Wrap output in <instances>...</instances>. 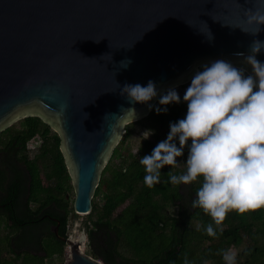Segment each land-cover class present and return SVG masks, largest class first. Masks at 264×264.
I'll use <instances>...</instances> for the list:
<instances>
[{
    "label": "water",
    "instance_id": "water-1",
    "mask_svg": "<svg viewBox=\"0 0 264 264\" xmlns=\"http://www.w3.org/2000/svg\"><path fill=\"white\" fill-rule=\"evenodd\" d=\"M264 0H0V131L40 115L60 133L75 191L88 214L102 171L125 123L150 112L159 96L130 102L125 82L184 84L201 64L244 61L254 38L233 25ZM250 27V26H249ZM212 39L209 40V36ZM264 40V30L256 34ZM131 58L128 67H123ZM264 61V51L258 54ZM70 240L65 264H108Z\"/></svg>",
    "mask_w": 264,
    "mask_h": 264
},
{
    "label": "trees",
    "instance_id": "trees-1",
    "mask_svg": "<svg viewBox=\"0 0 264 264\" xmlns=\"http://www.w3.org/2000/svg\"><path fill=\"white\" fill-rule=\"evenodd\" d=\"M183 94H180V103L167 105V112H157L158 97L148 115L125 126L126 135L114 149L112 158L116 161L110 159L104 167L95 191V197H100L102 202L93 200V209L86 216L91 244L89 253L108 264H183L185 256L193 264H205V261L225 264L220 250L232 247L238 252L237 264H264V207L246 213L231 210L220 232L209 214L199 206L192 207L201 180L185 185L170 181V174L185 170L183 160L187 157V148L184 155L177 158L181 160L179 165L162 168L161 179L154 186L149 187L144 182L145 171L140 157L149 154L167 137L171 121L186 114ZM135 124L148 129L152 136L144 139L137 152H132L123 149V144ZM52 128L42 116L28 115L0 133V145L9 148L16 138L22 140L24 149L19 157L30 170L28 181L32 194L41 205L37 212L52 199H58L62 200L69 215L75 211L66 198L72 187V176L61 135ZM39 136L44 141L40 153L32 158L25 145ZM208 223H213L217 236L206 232ZM48 251V255L54 252L63 255L64 247L52 246ZM42 262L37 256L21 254V264Z\"/></svg>",
    "mask_w": 264,
    "mask_h": 264
},
{
    "label": "clouds",
    "instance_id": "clouds-1",
    "mask_svg": "<svg viewBox=\"0 0 264 264\" xmlns=\"http://www.w3.org/2000/svg\"><path fill=\"white\" fill-rule=\"evenodd\" d=\"M244 17L241 24L232 27L254 37L250 51L238 53L244 55L252 71L222 57L202 63L183 94L186 114L171 121L167 137L140 157L144 182L152 187L160 181L165 165L181 163L177 158L187 148L185 170L170 174L169 179L177 185L201 180L192 207L199 206L209 214L220 232L231 210L246 213L264 207V61L258 59L264 40L256 36L264 30V4L246 9ZM125 60L123 67H128L131 58ZM119 90L131 105L123 106L126 113L137 114V102L148 103L157 96V112H167V105L181 102L176 86L161 91L151 78L146 84L125 82ZM148 107L154 106L148 103ZM206 232L218 235L213 223L207 224ZM220 251L225 264H237L236 250L229 247ZM183 264L193 261L185 256Z\"/></svg>",
    "mask_w": 264,
    "mask_h": 264
},
{
    "label": "flooded vegetation",
    "instance_id": "flooded-vegetation-1",
    "mask_svg": "<svg viewBox=\"0 0 264 264\" xmlns=\"http://www.w3.org/2000/svg\"><path fill=\"white\" fill-rule=\"evenodd\" d=\"M52 130L56 131L55 128ZM5 139L10 140L9 137ZM30 141L36 143L35 152L32 155ZM43 141V138L39 136L29 140L25 145V150L32 158L40 153ZM23 147L22 140L19 138H16L9 148L4 147L3 144L0 145V264L6 262L21 264V254L28 253L42 259L43 264H49L48 260L53 258L63 260L68 258V250L70 251L71 248L70 240L80 238H83L84 248L88 247V251L83 249L89 253L91 244L88 227L78 239L70 236L69 225L75 211L68 215L62 200L52 199L37 212L38 206L41 205L36 202L32 194L31 183L28 181V178H31L30 170L19 157ZM113 154L114 151L111 158ZM55 188H59L57 183ZM58 194L59 192L56 191L55 196L58 197ZM66 198H69L68 194ZM22 215L25 216L22 218ZM52 246L64 247V254L54 252L48 255V250Z\"/></svg>",
    "mask_w": 264,
    "mask_h": 264
},
{
    "label": "rangeland",
    "instance_id": "rangeland-1",
    "mask_svg": "<svg viewBox=\"0 0 264 264\" xmlns=\"http://www.w3.org/2000/svg\"><path fill=\"white\" fill-rule=\"evenodd\" d=\"M189 83H190V78L184 84L176 86L180 94L186 90V88L189 85ZM18 120H16L15 122H18ZM127 124L128 123L124 124L123 133L121 135V138H124V136L126 134L125 126ZM151 136H152L151 132L148 129L142 127L139 124H135L132 134L126 139L125 143L123 144V149H127L129 151L136 152L138 150L139 146L142 144L143 140L145 138H150ZM29 147H31L30 149L32 150V152H31V155H32L35 152L34 149L36 147V143L33 142V141H30L29 142ZM110 159H112L113 161H116V158H111L110 157ZM68 197H69V200H70V204L73 205L74 198H75L73 179H72V187H71V189H70V191L68 193ZM93 200L99 201L100 197H95L94 196ZM86 216H87V214H76L75 212L73 213V218H72V221L70 222V225H69V232L71 234L70 235L71 237H73L75 239H78L84 233V231L87 230L86 229L87 226L85 224ZM84 249L86 251H88V247H85ZM233 249L236 250L235 248H233ZM67 259L68 258L61 260V259L53 258V259H49L48 263L49 264H63V263L65 264Z\"/></svg>",
    "mask_w": 264,
    "mask_h": 264
},
{
    "label": "built area",
    "instance_id": "built-area-1",
    "mask_svg": "<svg viewBox=\"0 0 264 264\" xmlns=\"http://www.w3.org/2000/svg\"><path fill=\"white\" fill-rule=\"evenodd\" d=\"M70 254V251L68 250V255Z\"/></svg>",
    "mask_w": 264,
    "mask_h": 264
}]
</instances>
